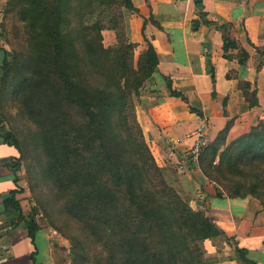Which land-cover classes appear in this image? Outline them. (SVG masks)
Returning a JSON list of instances; mask_svg holds the SVG:
<instances>
[{"label": "trees", "instance_id": "16d2710c", "mask_svg": "<svg viewBox=\"0 0 264 264\" xmlns=\"http://www.w3.org/2000/svg\"><path fill=\"white\" fill-rule=\"evenodd\" d=\"M194 3L197 28L206 13L202 0ZM134 8L133 0H9L0 143L17 152L6 164L16 181L25 168L37 201L29 234L57 230L69 240L70 264H210L204 241L222 231L166 180L136 116L135 96L159 70V56L151 41L136 54L124 18ZM104 29L116 31L115 44L105 45ZM247 57L243 51L241 64ZM240 87L257 105L256 86ZM229 126L201 152L199 166L220 193L264 200V119L227 143ZM22 189L5 204L19 210Z\"/></svg>", "mask_w": 264, "mask_h": 264}, {"label": "crops", "instance_id": "0c3cea01", "mask_svg": "<svg viewBox=\"0 0 264 264\" xmlns=\"http://www.w3.org/2000/svg\"><path fill=\"white\" fill-rule=\"evenodd\" d=\"M8 2L0 0V66L11 49L5 32L13 21ZM133 4V10L124 9L127 36L136 43V54L151 41L159 56V70L135 96L136 116L156 161L166 180L222 231L204 241L210 264H247L238 248L246 249L254 264H264V200L220 193L219 185L187 155L193 143L190 133L203 119L211 141L230 123L227 143L264 119V0H202L206 16L197 28L194 0ZM103 37L106 46L117 42L114 29H104ZM243 51L248 57L241 64ZM244 80L257 88L255 106L240 87ZM16 152L0 143V246H8L0 264H64L59 251L66 240L55 230L42 227L29 234L26 220L35 202L23 178L25 168L16 181L6 164ZM18 187H23L15 195L21 207L15 210L4 201Z\"/></svg>", "mask_w": 264, "mask_h": 264}, {"label": "built area", "instance_id": "2783aa9c", "mask_svg": "<svg viewBox=\"0 0 264 264\" xmlns=\"http://www.w3.org/2000/svg\"><path fill=\"white\" fill-rule=\"evenodd\" d=\"M193 143L188 150V159L193 163H199L201 152L210 144L211 139L207 133L206 121L202 120L191 133ZM8 248L7 245L0 246V263L5 260V251Z\"/></svg>", "mask_w": 264, "mask_h": 264}, {"label": "rangeland", "instance_id": "374dc122", "mask_svg": "<svg viewBox=\"0 0 264 264\" xmlns=\"http://www.w3.org/2000/svg\"><path fill=\"white\" fill-rule=\"evenodd\" d=\"M9 43V47L11 48V45H10V42H8ZM4 124V123H3ZM1 125V124H0ZM5 125V124H4ZM5 127L7 128L8 127V125L6 124L5 125ZM31 194V193H30ZM33 201L35 202V204L37 203V201L35 200V199H33ZM46 220V219H45ZM43 221V223H45V224H47V222L46 221H44V220H42ZM48 225V224H47ZM46 228H48L49 230H55L54 228H52V227H46ZM56 232H57V230H55ZM57 234H59V238H63V239H65L66 240V243H64V244H66V246H64L63 248H62V250H60L59 251V253H61V256H62V258H63V261H64V264L65 263H68V264H70V253H69V250H68V248H67V246L70 244L69 243V240L68 239H66L64 236H62L59 232H57Z\"/></svg>", "mask_w": 264, "mask_h": 264}]
</instances>
